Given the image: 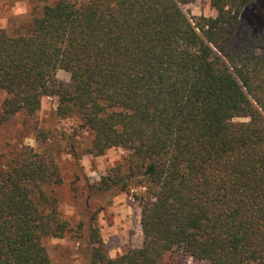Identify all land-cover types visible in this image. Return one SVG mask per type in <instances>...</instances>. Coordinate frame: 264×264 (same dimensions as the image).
<instances>
[{"label": "trees", "instance_id": "1", "mask_svg": "<svg viewBox=\"0 0 264 264\" xmlns=\"http://www.w3.org/2000/svg\"><path fill=\"white\" fill-rule=\"evenodd\" d=\"M195 1L39 0L29 31L0 27V264H53L45 240L69 234L86 235L89 264H264V32L237 43L255 0H210L214 16L191 14ZM45 96L93 132L88 153L128 151L86 182L77 226L60 208L74 137L40 129L36 148L12 133ZM114 187L139 189L143 234L115 257L92 210Z\"/></svg>", "mask_w": 264, "mask_h": 264}, {"label": "rangeland", "instance_id": "2", "mask_svg": "<svg viewBox=\"0 0 264 264\" xmlns=\"http://www.w3.org/2000/svg\"><path fill=\"white\" fill-rule=\"evenodd\" d=\"M186 9L193 15H216L210 0H196L188 4ZM41 11L42 6L39 0H0V27L14 35L27 32L33 26L35 16L40 15ZM263 32L264 0H255L242 10L237 43H243L249 34L256 35ZM58 77L65 81L71 80V74L64 69L58 71ZM3 97L0 100V107ZM57 105V96H45L39 115L29 119L28 126L22 124L24 115L19 116L17 123L12 126V133L16 137V143H24L36 148L39 147L37 132L40 129L52 130L59 135L66 132L74 137L78 158L70 152L68 141L62 139L60 164L65 182L60 187V208L63 215L77 226L84 221L86 182H98L109 168L123 161L128 151L121 147H113L101 156L88 153L93 132L79 131L76 128L78 121L75 118L58 117ZM7 130V126L0 129V141ZM7 159L5 147L0 148V166L4 165ZM74 182H76L75 187H73ZM138 191L139 189H133L128 192L119 187H114L108 192L97 191L95 202L98 205L92 210L101 206L98 224L111 256L121 254L130 245L142 244L140 206L134 195ZM85 236L84 240L71 234L64 238H47L45 244L53 264H89L88 242ZM182 264L192 263L182 262Z\"/></svg>", "mask_w": 264, "mask_h": 264}]
</instances>
